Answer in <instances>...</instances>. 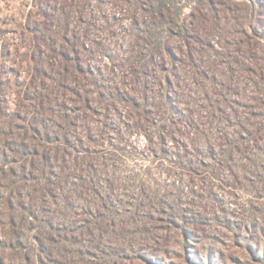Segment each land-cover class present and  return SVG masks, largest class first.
Instances as JSON below:
<instances>
[{
	"label": "rangeland",
	"instance_id": "rangeland-1",
	"mask_svg": "<svg viewBox=\"0 0 264 264\" xmlns=\"http://www.w3.org/2000/svg\"><path fill=\"white\" fill-rule=\"evenodd\" d=\"M163 2L0 0V264H264V0Z\"/></svg>",
	"mask_w": 264,
	"mask_h": 264
},
{
	"label": "trees",
	"instance_id": "trees-1",
	"mask_svg": "<svg viewBox=\"0 0 264 264\" xmlns=\"http://www.w3.org/2000/svg\"><path fill=\"white\" fill-rule=\"evenodd\" d=\"M164 2L162 3L161 5V10L162 9H165L167 8L166 6V1L167 0H163ZM161 10L159 11V14L161 12ZM52 27L51 26H47L45 29H44V32H47V31H51ZM179 30H181V28H179ZM72 35V39L70 41H67L64 36H62L59 32L57 31H51L47 36H45V38H42V41L43 42H47L50 43L51 45H54L52 47H56L57 45V52H56V56L60 59V61L58 62V64L56 66H54V73L55 75H60V72L61 73H65L63 76H66L68 75V72L66 70H69L71 73L74 72V70L76 71H84V72H87L89 74H94L93 71L90 66H87L89 64L86 65V67L84 68L83 70V67L82 66V62L79 60V57H82V55H84V53L87 52H90L89 49H86L84 48V44L83 42L82 43H79L77 38H75V35H73V33H71ZM83 37V35H82ZM84 38V37H83ZM63 40V41H62ZM62 41V42H61ZM58 42H61V44H59ZM64 43V45H63ZM77 46H80V49L82 48V52L81 50L78 51L77 50ZM127 53H133V50L132 49H129L127 51ZM86 58L88 59V61H91L93 60L92 58H90V56H86ZM81 71V73H82ZM83 72V73H84ZM70 75V74H69ZM95 77V75H94ZM66 78V77H65ZM94 79V78H93ZM63 81V80H62ZM95 81V79H94ZM93 84L96 85V81L95 82H92ZM58 84H62V82H59ZM83 88L82 87H79V91L82 90ZM74 91V90H72ZM109 93V92H108ZM107 92H103V89H102V86L101 88H98V86H96L94 89L92 90H89L88 92H72L73 95H77L78 98H79V101L82 102V109H88L90 110L91 108V102H92V95H95L100 101H102L103 99L104 100H107L106 98H108L107 96H110ZM105 95V96H103ZM115 97H120L118 95L114 96ZM105 110H111L112 107H111V104L109 103L108 104V107L107 108H104ZM78 114H76V110H72L71 114L69 113L68 114V119H67V125H68V128L70 129H74V131H76V129H78L79 127V123H78ZM191 118H193V114H189V115H186L184 116V118H181L179 117L178 119H180V123H185L187 124L188 126H192L194 129V123L191 122ZM111 124V123H110ZM117 130V128H116ZM67 139V138H66ZM119 142H122L123 140L122 139H118ZM228 151V150H227ZM175 156V154H174ZM185 156V154L182 155L181 158H183ZM91 165H89L87 167V169H91ZM72 173L70 174L71 176H73V178H76V179H82V175L81 173L80 174H76V170H77V166L73 164L72 166ZM91 171H93L91 169ZM95 175L97 173H94Z\"/></svg>",
	"mask_w": 264,
	"mask_h": 264
}]
</instances>
